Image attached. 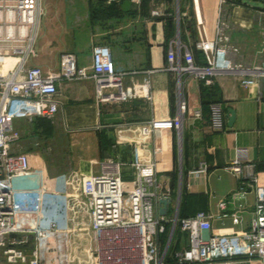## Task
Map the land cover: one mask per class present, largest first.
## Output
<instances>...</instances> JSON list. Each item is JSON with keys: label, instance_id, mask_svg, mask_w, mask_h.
<instances>
[{"label": "crops", "instance_id": "0c3cea01", "mask_svg": "<svg viewBox=\"0 0 264 264\" xmlns=\"http://www.w3.org/2000/svg\"><path fill=\"white\" fill-rule=\"evenodd\" d=\"M124 1L40 0L41 24L30 64L57 72L62 54L73 52L78 65L91 72L92 47L105 44L116 69L123 72L127 93L126 99L105 100L91 77L59 81L58 114L53 120L39 119L30 136L17 144L29 152L30 172L16 181L15 209L43 226L57 223V232L44 238L41 249L55 261L82 257L93 264L91 216L81 177L101 173L105 162L114 161L129 181L136 150L143 161H156L158 181L170 190L163 216L171 220L207 212L212 215L207 233L247 230L256 215L251 176L264 186V78L248 87L241 83L248 69L264 65V7L247 0H131L124 11ZM154 9L162 14L153 15ZM219 25L227 58L239 70L220 72L206 85L191 73L169 69L168 50H178L177 40L204 65L196 44L203 29L207 38H217ZM118 91L105 88L104 94ZM181 98L187 102L182 126L143 136L142 123L176 117ZM230 108L235 111L232 126ZM16 125L27 127L23 121ZM241 149L246 155L241 171L234 173L228 167ZM202 167L205 172L193 173ZM164 234L167 239H162ZM15 237L26 238L21 246L31 247L33 235ZM170 237L166 264H178L175 253L188 247L189 237L171 221L160 235L162 247Z\"/></svg>", "mask_w": 264, "mask_h": 264}, {"label": "built area", "instance_id": "2783aa9c", "mask_svg": "<svg viewBox=\"0 0 264 264\" xmlns=\"http://www.w3.org/2000/svg\"><path fill=\"white\" fill-rule=\"evenodd\" d=\"M152 14L158 16L162 12L154 9ZM41 15L40 0H0V264H48L42 244L45 237L57 232V223L50 221L43 226L35 217L17 215L16 181L30 172L29 152L20 150L17 144L30 136L39 119L53 120L58 114L57 83L91 77L102 99L127 98L122 89L123 72L116 69L108 45H93L91 72L78 65L73 52L62 54L57 72L31 65L30 59L36 55ZM198 22L203 24L200 19ZM221 30L219 25L218 36L213 40L202 30L203 37L196 47L203 53L204 65L197 64L193 52L177 40L178 50L173 47L168 50L169 69L191 73L206 85L213 84L214 76L220 72L239 70L227 58ZM7 59L12 61L6 65ZM261 78H264V65L248 69L241 83L248 87ZM105 88H119V91L105 95ZM186 110L187 102L181 98L179 114L142 123L143 136L179 129ZM18 121L27 127H17ZM245 155V150H239L228 169L239 173ZM132 166L134 176L129 181L123 179L121 166L114 161L105 162L101 173L81 177V192L91 216L93 264H166L170 243L162 247L160 235L170 221L189 237L188 247L175 253L178 264H247L256 258L264 264V186L258 184L256 175L251 176V186L255 185L256 191V215L250 227L235 233H207L212 217L207 212L171 220L158 214L160 199L168 197L170 190L161 187L155 160L143 161L136 150ZM205 171L202 167L193 173ZM220 206L226 208V202L222 201ZM233 220L239 222V216L234 214ZM12 234L33 235L31 247H22L27 239Z\"/></svg>", "mask_w": 264, "mask_h": 264}, {"label": "water", "instance_id": "95a60500", "mask_svg": "<svg viewBox=\"0 0 264 264\" xmlns=\"http://www.w3.org/2000/svg\"><path fill=\"white\" fill-rule=\"evenodd\" d=\"M131 5H132L131 0H125L122 4V8L124 11H128L130 9ZM229 112H230V115H229V123L228 124H229V126H232L234 123V119H235V111L232 108H230ZM200 121H201V119L198 118L194 121V124L198 125V124H200ZM170 200H171L170 198L160 199V203H162L164 205L159 210L161 215H166V213H167L166 207H167L168 203L170 202ZM12 235L15 236L16 234H12ZM170 240H171V237L169 238L168 243H170Z\"/></svg>", "mask_w": 264, "mask_h": 264}, {"label": "rangeland", "instance_id": "374dc122", "mask_svg": "<svg viewBox=\"0 0 264 264\" xmlns=\"http://www.w3.org/2000/svg\"><path fill=\"white\" fill-rule=\"evenodd\" d=\"M251 5H257V6H261V7H264V0H247ZM45 261L48 263V264H58V263H61V264H72V263H76L77 264H86V260H84L82 257L79 258L78 260H76V262L74 261H71V260H61V261H55L54 259H51L50 255H46V257L43 255Z\"/></svg>", "mask_w": 264, "mask_h": 264}, {"label": "bare ground", "instance_id": "6f19581e", "mask_svg": "<svg viewBox=\"0 0 264 264\" xmlns=\"http://www.w3.org/2000/svg\"><path fill=\"white\" fill-rule=\"evenodd\" d=\"M11 61H12L11 59H7L5 64H6V65H7V64H10Z\"/></svg>", "mask_w": 264, "mask_h": 264}, {"label": "trees", "instance_id": "16d2710c", "mask_svg": "<svg viewBox=\"0 0 264 264\" xmlns=\"http://www.w3.org/2000/svg\"><path fill=\"white\" fill-rule=\"evenodd\" d=\"M202 55H203V53H202ZM204 57V56H203ZM205 63V62H204ZM164 237H162V239H167V234H164L163 235Z\"/></svg>", "mask_w": 264, "mask_h": 264}]
</instances>
